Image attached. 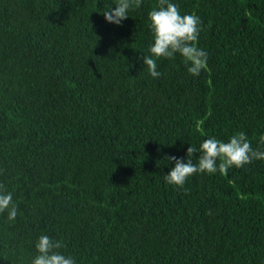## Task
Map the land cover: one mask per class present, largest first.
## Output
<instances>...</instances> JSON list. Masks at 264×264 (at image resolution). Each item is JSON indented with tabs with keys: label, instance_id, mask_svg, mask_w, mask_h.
Returning a JSON list of instances; mask_svg holds the SVG:
<instances>
[{
	"label": "trees",
	"instance_id": "16d2710c",
	"mask_svg": "<svg viewBox=\"0 0 264 264\" xmlns=\"http://www.w3.org/2000/svg\"><path fill=\"white\" fill-rule=\"evenodd\" d=\"M201 19L199 76L154 43L142 0H0V264H32L48 235L76 264H264V160L166 182L215 136L264 151V0H170ZM199 153L193 156L194 163Z\"/></svg>",
	"mask_w": 264,
	"mask_h": 264
},
{
	"label": "clouds",
	"instance_id": "9594fccd",
	"mask_svg": "<svg viewBox=\"0 0 264 264\" xmlns=\"http://www.w3.org/2000/svg\"><path fill=\"white\" fill-rule=\"evenodd\" d=\"M141 3L142 0H118L114 10L111 7L103 10L104 18L109 23L120 25L129 17V10L139 8ZM148 17L154 43L150 45V55H143L141 59L151 77L159 78L161 75L157 71V58L174 59L176 54L184 58L191 75L199 76L208 60L207 52L198 46L202 23L200 17L195 14L181 15L178 6L170 0H158L157 7L148 13ZM261 143L264 144V137ZM197 152L200 155L194 163L193 156ZM186 157V162L176 156L167 157L168 163L175 162V167L165 175L167 183L183 187L188 178L197 173L219 172L227 175L232 167L241 168L254 160H264V151L253 149L246 134L241 131L232 135L227 142L212 136L205 139L199 149L191 145L186 150ZM5 210L8 220L16 219L18 206L13 202V195L0 184V213ZM35 247L38 255L33 258L32 264H76L74 257L59 251L63 244L48 235H41Z\"/></svg>",
	"mask_w": 264,
	"mask_h": 264
}]
</instances>
